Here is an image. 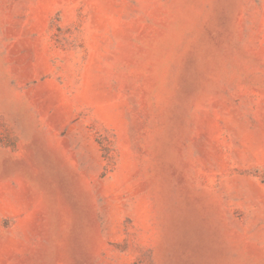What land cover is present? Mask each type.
<instances>
[{"label":"rangeland","instance_id":"374dc122","mask_svg":"<svg viewBox=\"0 0 264 264\" xmlns=\"http://www.w3.org/2000/svg\"><path fill=\"white\" fill-rule=\"evenodd\" d=\"M0 264H264V0H0Z\"/></svg>","mask_w":264,"mask_h":264}]
</instances>
